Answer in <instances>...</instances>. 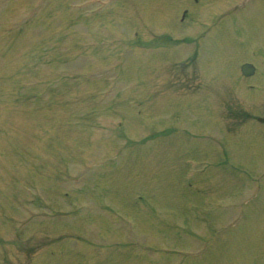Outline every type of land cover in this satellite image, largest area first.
<instances>
[{
    "label": "rangeland",
    "instance_id": "1",
    "mask_svg": "<svg viewBox=\"0 0 264 264\" xmlns=\"http://www.w3.org/2000/svg\"><path fill=\"white\" fill-rule=\"evenodd\" d=\"M42 1H34L32 6L38 8ZM47 1L48 3L45 4L47 12L39 15L46 16V18H39L42 21L38 22L42 24H39L32 32L26 31L23 34L24 37L18 46L19 53L29 55L32 51L36 55L39 52L44 54L46 59L41 62V65H43V74L46 76L56 78L58 71L63 74L65 72L78 75L88 73L89 81L79 84L73 83L72 79L67 82L65 80L66 83L61 84L63 94L54 95L53 101L47 106L51 107L50 110L41 112V114L29 115L28 113L27 115L20 110L13 111L6 104H0V264H84L82 258L75 255L82 252L88 253V256H91L90 262L94 260V264H130V261L136 260L134 255H139L138 252H144L142 253L144 255L155 252L151 249L156 250L157 255L146 256H149L155 264L180 262L181 264H264V179L258 182L260 191L257 197L252 202L245 203L256 187V180L263 178L264 174V151L261 155L255 154L258 146H260L258 150H264V138L258 137L263 132L264 126H259L254 119L252 121L249 117L245 119L243 113L239 114L240 109H234L238 112L237 114L233 111L229 112L227 115L231 119L228 120L220 106L221 101L230 100L233 101L234 108L240 104L242 110L258 111L259 109L261 111L262 108L264 109V69L260 70V75L254 79L243 78L240 75V67L246 62L257 60L264 66V40L262 41L257 35V29L249 32L252 34V40L249 41L247 47L243 45H237V47L227 42L231 40V37L225 32L223 34L219 28V37L215 35L213 48L221 51L216 53L217 57H220L219 60L216 59V62L217 60L218 64L225 62L228 64L227 68L223 70L221 67L214 66L215 63L211 61L209 63V57L202 64L203 66L198 60V66H202L199 70L201 78L196 77L190 81L189 78L193 76V73L191 68L189 70V67H185V70L191 71L190 75L183 77L181 82H177L173 87V85L168 86L172 81L169 76L174 74L172 71L177 72L184 65L186 56L192 52L193 46L182 44L178 48L179 51L173 48L172 53L165 57H162L160 52L149 51L144 53L141 60L135 62L132 59L136 51L135 45L128 39L117 41L116 37L120 35L119 37L127 38L125 35L127 32L140 28H143L141 35H150L157 24L159 27L165 25L154 19L152 13L156 7H161L159 9L165 12L166 4L170 6L173 4L171 16H176L180 8L190 5L189 0H149L145 4L152 5L147 10L146 7L142 8L141 11H135L129 5L116 9L111 8L107 14L93 21L94 24L98 19L107 20L108 30L95 31L94 29L92 35L88 30H83L86 24L82 18L78 17L80 15L73 14L65 8L67 2L80 0ZM122 2L124 1L120 3ZM27 4L29 5V0H20L11 7V10L2 11L0 16L3 17L0 23L3 21L4 25H6L5 22L11 25V17L16 16L18 19V16L24 13ZM257 8L251 13L256 16L255 21L260 30L264 32V22L261 23L263 18L258 15V12H254ZM114 11L119 12L121 16H108ZM162 12L158 13L162 14ZM243 14L245 15L246 12L244 11ZM249 17L242 19L248 23L249 20L254 22L253 18L248 19ZM74 19H78L77 25L70 24V21ZM53 31L58 35L68 33L73 36L69 41L66 36L65 40L62 39L67 42L71 51L67 49L65 53L60 43L59 50L49 49L46 39L53 38L52 42L55 40V43H58L60 39L57 38L61 37L53 35ZM222 34L224 38L221 37ZM207 40L206 37L201 42L200 49H203L202 46H205L204 42ZM0 43L4 48L8 47L6 42L0 41ZM207 43L212 42L209 40ZM124 46L132 49L125 59L121 56ZM143 48L147 49V46ZM149 48L152 49V46ZM223 49H229L227 53H231L230 57L222 53ZM254 49H260L262 57H254L252 52ZM1 50L4 51V49ZM36 50H38L37 53ZM175 52L178 55L175 56ZM2 53L4 59L0 60V64L3 60L8 61V58H11L13 63L20 61L16 50L9 54ZM68 57H70L69 60H67ZM70 62L74 63L69 64ZM174 62L178 65L177 69ZM157 64L159 73L150 74L151 76L146 73L147 79L142 73L147 90L138 92L137 89L129 94L121 92L122 89L119 87L131 86L132 83L137 82V77L130 73L132 65L142 69L144 66L156 67ZM204 67L209 72H204ZM39 68V65L37 68L29 67L25 69V73L40 70ZM217 69L222 72L221 80L213 76V72ZM63 74L58 77L61 78ZM99 75L102 76L100 81L97 80ZM173 81L176 80L173 78ZM251 82L257 83L256 85H260L263 89L257 92L249 90L247 85ZM112 85L113 93L107 100L103 98V103H101L97 96L99 91L102 88L108 89V86ZM70 99L73 104L72 108L64 110L57 107L61 102H63L62 107L64 103L68 104ZM129 100L138 101L139 104L142 102V109L136 104H122ZM98 109L106 113L104 116H121L126 122L123 133L129 137L141 136L144 133L149 136L151 132L156 131L160 134L171 131V134L169 137L165 136L168 138L161 139L158 143L159 147L153 143L145 147L148 148L147 150L144 147L134 150L128 148L129 152L122 158L126 162L112 179L93 174L78 185H73L67 177H65L67 179L62 178L64 175L52 173L54 166L53 172L57 170L58 155L46 152L52 145L46 135L48 136L49 133L52 137L61 135L64 140H69V145L73 141L68 150H62L65 154H70L71 147L73 148L78 142H86L85 135L100 111L95 120H92L95 117L92 113ZM140 110H144L143 114ZM211 113H214L213 117ZM170 115L174 119L173 123L167 121ZM207 116L211 117L210 120ZM109 118L114 117H103L98 121L105 122L104 119ZM242 119L247 124H242ZM44 121L49 122L46 124ZM132 121L135 122L129 127L128 123ZM143 121L146 126L142 125ZM66 122H68L67 125L64 124ZM54 124L55 127H53ZM51 126L53 128L48 129ZM183 129H188L198 135H202L209 129L220 135L223 134V143L228 152L227 159L219 160L221 153L213 151L212 147L202 148L199 145L202 141L190 142V139H187L182 132ZM45 132L48 133L45 135ZM180 136L186 138V142L179 143ZM167 139L170 140L166 143ZM203 139L198 138V140ZM114 142L115 140L104 144L106 153L110 149L113 152L116 150L117 145ZM14 145L18 146L16 153L20 152L21 147L30 146L27 149L31 154L30 161L33 166L22 165L12 157V152H9L8 147ZM41 146L43 149L40 148ZM105 150H103L104 153ZM244 151L246 155L241 160L240 153ZM168 153H172L170 158L165 156ZM40 155L46 158L43 160ZM36 156L38 159L34 161L33 158ZM85 156L89 157L88 154ZM190 156L194 157L198 167L202 169L200 176L191 180L192 185L182 179L189 169L185 159ZM222 156L225 157L223 154ZM81 159L75 158L76 161ZM112 165L115 166L116 162ZM126 166L132 167L130 174L133 176L126 178L125 181L129 182L124 183ZM240 171L245 172L246 175L244 176ZM239 174L244 176L242 177L244 179H241L242 182H248L251 188H245L240 181H236L233 175L239 177ZM18 181L37 187L39 190L34 189L37 196L42 195L43 203L53 204L55 208L61 207L63 210H69L75 204L79 207L90 205V208L80 210L76 218L78 226L72 228L68 223L44 217L45 212H48V205L30 204L34 196L28 199L27 196L19 193ZM130 185H132L131 188L124 189ZM64 190L69 191V197L63 202L58 196L64 193ZM137 194L145 196L143 203H136L134 198ZM227 200L232 202L228 216L223 212L226 210L224 205ZM70 201L75 203H70ZM104 204L123 213L132 225L121 221L113 224L103 219L101 215L99 217L95 214L98 213L97 207ZM195 206L197 210L193 209ZM241 208L245 209L243 211L245 218L240 223L231 225L229 231L224 234L223 232L216 233L220 226L231 223L234 216H239ZM35 215L38 217L34 218ZM29 216H31L28 219L29 223L21 226L20 222ZM74 230L81 236L71 235L74 234ZM74 240L78 241H75V249L72 250ZM87 241L103 242L107 246V252L97 255L98 249L95 245L90 246ZM203 245L206 247V253L203 258H199L197 254ZM59 247L63 251L62 256H49L54 249V252L58 251ZM163 248L185 252L172 255L167 254ZM98 258L103 260L96 261ZM145 258L139 264H151Z\"/></svg>",
    "mask_w": 264,
    "mask_h": 264
}]
</instances>
